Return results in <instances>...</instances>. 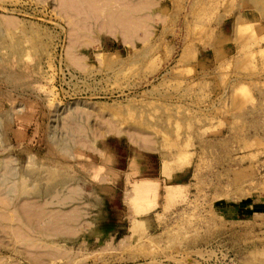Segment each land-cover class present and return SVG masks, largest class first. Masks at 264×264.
Listing matches in <instances>:
<instances>
[{
	"label": "rangeland",
	"instance_id": "rangeland-1",
	"mask_svg": "<svg viewBox=\"0 0 264 264\" xmlns=\"http://www.w3.org/2000/svg\"><path fill=\"white\" fill-rule=\"evenodd\" d=\"M0 264H264V0H0Z\"/></svg>",
	"mask_w": 264,
	"mask_h": 264
},
{
	"label": "bare ground",
	"instance_id": "bare-ground-1",
	"mask_svg": "<svg viewBox=\"0 0 264 264\" xmlns=\"http://www.w3.org/2000/svg\"><path fill=\"white\" fill-rule=\"evenodd\" d=\"M65 3H66V2H65ZM126 3H127V2H126ZM68 5H69V4H68ZM89 5H90V4H89ZM91 5H92V4H91ZM131 5H132V4H130V5L128 4L127 6H130V7H131ZM135 5H136V4H135ZM93 6H94V5H93ZM127 6H126V7H127ZM132 8L134 9L135 6H134V7L132 6ZM136 9H137V8H136ZM129 10H130V9H129ZM91 11H92V10H91ZM108 12H109V11H108ZM92 13H93V12H92ZM121 19H122V18H121ZM125 20H126V19H125ZM114 22H115V21H114ZM111 23H112V21H111ZM119 23H120V22H119ZM122 23H123V22H122ZM132 23H134V22H132ZM117 24H118V23H117ZM126 25H127V24H126ZM128 25H129V24H128ZM130 28H131V27H130ZM71 29H72V28H71ZM124 29H125V28H124ZM127 29H128V28H127ZM128 30H129V29H128ZM70 37H71V36H70ZM124 38L127 39V36L125 35ZM124 40H125V39H124ZM124 40H123V41H124ZM127 42H128V40H127ZM142 193H143V192H142ZM144 193H146V192H144ZM147 194H148V193H147ZM147 194H144V195H147ZM142 195H143V194H142ZM144 195H143V196H144ZM67 196H68V195H67ZM71 196H72V195H71ZM65 197H66V196H65ZM62 200H63V199H62ZM64 200H65V199H64ZM72 200H73V199H72ZM14 201H15V200H14ZM29 217H30V216H29ZM12 229H13V228H12Z\"/></svg>",
	"mask_w": 264,
	"mask_h": 264
}]
</instances>
